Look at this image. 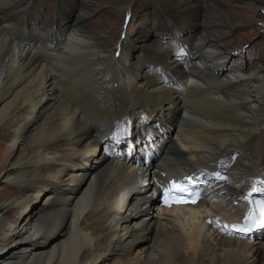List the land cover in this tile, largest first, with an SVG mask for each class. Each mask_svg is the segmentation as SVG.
Wrapping results in <instances>:
<instances>
[{
	"label": "bare ground",
	"instance_id": "bare-ground-1",
	"mask_svg": "<svg viewBox=\"0 0 264 264\" xmlns=\"http://www.w3.org/2000/svg\"><path fill=\"white\" fill-rule=\"evenodd\" d=\"M150 1L156 30L0 0V264H264V227H232L264 199V60L244 71L216 3ZM184 177L198 209L161 211Z\"/></svg>",
	"mask_w": 264,
	"mask_h": 264
},
{
	"label": "rangeland",
	"instance_id": "rangeland-1",
	"mask_svg": "<svg viewBox=\"0 0 264 264\" xmlns=\"http://www.w3.org/2000/svg\"><path fill=\"white\" fill-rule=\"evenodd\" d=\"M94 1L98 5H101L102 9L89 17L88 23L100 27V23L105 21V18H109L114 22L119 17L121 8L123 6L132 5L134 3L135 6L133 5V16L139 18L142 21H146L148 27H150L151 30H156L157 28V11L153 7L150 0ZM201 1L204 3H216V5L221 7L224 13L230 17V21L235 24L231 29V33L225 39L230 42V46L235 49V51H240L242 53L243 59L241 64L244 71L251 72L253 68L257 67L258 64L264 60V9H261L258 6L257 0ZM33 6V10L39 15L40 19H44L50 15L51 9L58 6V0H34ZM114 11H116V14ZM70 15L71 21H74L79 13L74 11ZM129 20L128 14L124 20V31L126 27L131 30ZM115 26L116 25H113L114 28ZM107 28L110 27L107 26ZM124 31H122L121 36L116 39L117 45L121 44L124 37ZM132 47L135 48V46ZM235 58L236 57L226 58L221 63L232 64V62L234 63ZM2 135L3 133L0 132V144H2L6 148V151H8V147H10V141L3 140L1 138ZM3 186L4 184L0 182V192L4 191Z\"/></svg>",
	"mask_w": 264,
	"mask_h": 264
},
{
	"label": "snow or ice",
	"instance_id": "snow-or-ice-1",
	"mask_svg": "<svg viewBox=\"0 0 264 264\" xmlns=\"http://www.w3.org/2000/svg\"><path fill=\"white\" fill-rule=\"evenodd\" d=\"M219 178V174L217 173ZM193 177H185L181 182L171 181L170 186L163 188V199L165 204L171 203H195V199H186L188 197H198V193L192 192L188 187V183L191 182ZM211 223V221H210ZM233 228H237L243 233L250 232L253 228L264 227V199L256 200L252 202V206L249 208L247 215L244 217L243 225H233Z\"/></svg>",
	"mask_w": 264,
	"mask_h": 264
}]
</instances>
